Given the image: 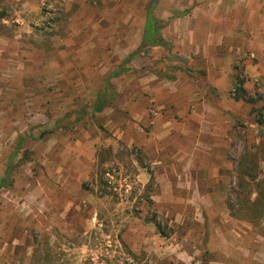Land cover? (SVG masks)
I'll use <instances>...</instances> for the list:
<instances>
[{
    "label": "rangeland",
    "instance_id": "374dc122",
    "mask_svg": "<svg viewBox=\"0 0 264 264\" xmlns=\"http://www.w3.org/2000/svg\"><path fill=\"white\" fill-rule=\"evenodd\" d=\"M151 1L126 0L125 14L119 0H0V264L217 262L223 210L264 237V219L252 222L254 199L264 210V57L260 68L250 51L253 72L232 69L227 164L212 170L221 154L203 138L211 150L190 156L209 169L173 170L172 201L155 202L167 192L155 175V73L182 66L155 8L164 38L138 51ZM123 13L133 25L116 43L110 35L121 29L110 22ZM118 69L126 71L106 87ZM187 175L206 179L186 185ZM207 191L218 198L207 201Z\"/></svg>",
    "mask_w": 264,
    "mask_h": 264
},
{
    "label": "crops",
    "instance_id": "0c3cea01",
    "mask_svg": "<svg viewBox=\"0 0 264 264\" xmlns=\"http://www.w3.org/2000/svg\"><path fill=\"white\" fill-rule=\"evenodd\" d=\"M119 1L126 14L130 7L126 0ZM141 1L136 0V5ZM124 13L117 21L110 22L121 29L110 35L109 39L116 43H126L129 38L127 26L133 25ZM155 15L170 31L165 38L177 45L175 55L182 66L167 65L155 73V171H158L155 175L160 185L167 188L159 199L155 197V202H171L169 189L177 182L172 180L173 170H192L193 166L204 171L209 169L208 163L199 162V166L190 156L191 153L206 154L211 150L203 138H214L218 147L216 151L221 154L220 161L212 166V170L222 169L227 164L223 156L224 129L237 108V103L229 98L233 85L232 69L236 66L246 73L253 72L254 69L245 61L249 51L255 54L259 67L263 65L264 0H158ZM139 25V38L133 37L141 42L145 22L141 21ZM128 56L126 51L122 58ZM176 68L171 78L169 75H173ZM189 74L204 75L205 82H190ZM207 124H210L209 128ZM191 140H194V148L186 150V143ZM176 154L185 155L188 160L180 158L175 161ZM203 178L187 175L185 184H197V180ZM211 180L212 184H217L220 179L212 173ZM202 197L212 201L217 194L207 191ZM225 212L219 213L214 226L216 236L221 239L220 261L207 264H239V261L227 259L230 252L248 264H264V237L257 234L251 225L232 220ZM230 243L232 247L228 246ZM224 249L231 251L226 254Z\"/></svg>",
    "mask_w": 264,
    "mask_h": 264
},
{
    "label": "trees",
    "instance_id": "16d2710c",
    "mask_svg": "<svg viewBox=\"0 0 264 264\" xmlns=\"http://www.w3.org/2000/svg\"><path fill=\"white\" fill-rule=\"evenodd\" d=\"M158 0H152L147 8L146 11V17H145V25L143 29V36L141 39V44H140V49L138 50L142 55H144L145 49L146 48H156L159 47L162 41L161 37V28L159 26V22L157 19L154 18L153 11L155 8V4ZM141 50V51H140ZM138 52L133 53L131 55L134 57ZM122 70L118 69L115 70L114 72H111L105 80V86L106 87H111V80L116 79L120 74H122ZM239 84V83H238ZM240 85V84H239ZM253 208H254V214L255 217L252 220L253 224L257 225L258 222L262 221L264 219V210H262V204L257 199H254L253 203ZM261 206V208H260ZM264 209V208H263ZM255 220V221H254ZM156 229L158 230V225H155Z\"/></svg>",
    "mask_w": 264,
    "mask_h": 264
},
{
    "label": "built area",
    "instance_id": "2783aa9c",
    "mask_svg": "<svg viewBox=\"0 0 264 264\" xmlns=\"http://www.w3.org/2000/svg\"><path fill=\"white\" fill-rule=\"evenodd\" d=\"M112 179V176L109 174V173H107L106 174V180H107V183H108V185H110V180Z\"/></svg>",
    "mask_w": 264,
    "mask_h": 264
}]
</instances>
